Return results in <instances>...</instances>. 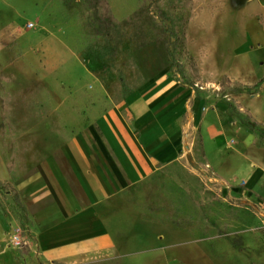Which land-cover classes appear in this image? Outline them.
<instances>
[{"label": "rangeland", "instance_id": "obj_1", "mask_svg": "<svg viewBox=\"0 0 264 264\" xmlns=\"http://www.w3.org/2000/svg\"><path fill=\"white\" fill-rule=\"evenodd\" d=\"M108 1L102 37L82 0H0V264H25L14 250L36 236L24 191L62 170L114 185L113 164L128 184L103 210L122 253L94 264H264V126L233 76L264 74V0Z\"/></svg>", "mask_w": 264, "mask_h": 264}, {"label": "crops", "instance_id": "obj_2", "mask_svg": "<svg viewBox=\"0 0 264 264\" xmlns=\"http://www.w3.org/2000/svg\"><path fill=\"white\" fill-rule=\"evenodd\" d=\"M260 13L264 20V4L261 5ZM254 32L260 40L257 46L264 51V26H256ZM249 60L248 57L245 65H250ZM262 62L264 64V59ZM245 71L234 72L233 76L246 85H252L264 77L263 74L252 79L249 78L252 73L247 69ZM238 98L241 109L248 110L251 116L264 126V85L259 93L251 97L240 94ZM249 101L256 102L248 104ZM257 101L260 103L257 104ZM114 165L108 166L109 177L114 176L115 179L114 185L106 175L105 180L94 173L90 177L83 173L74 178L62 170V176L52 180L50 184L39 183L35 188L24 191L23 198L28 213L36 224V236L34 240L27 242L30 245V253L21 257L16 249L15 257H21L25 264H94L119 257L122 253L121 243L108 225L110 214H105L103 210L104 197L114 188H122L128 184V181L118 174ZM134 173L131 180L140 177L138 173L134 176ZM80 182L86 184L77 186ZM42 196H46L48 200L52 199L53 202L39 209ZM28 199H35L34 213Z\"/></svg>", "mask_w": 264, "mask_h": 264}, {"label": "trees", "instance_id": "obj_3", "mask_svg": "<svg viewBox=\"0 0 264 264\" xmlns=\"http://www.w3.org/2000/svg\"><path fill=\"white\" fill-rule=\"evenodd\" d=\"M87 7H90L94 11V24L92 26V32L96 36H108L112 32V30L118 25L119 20L114 16L111 6L108 0H82ZM177 25L179 26L178 29L176 28ZM187 27H188V20L183 19L181 21L174 20L173 29L171 30L172 35L176 36V38L182 37V40L185 42L187 37ZM177 47L175 50H170V56L173 62H176L178 67L181 69L183 76H187L185 68L183 67L182 63H179L177 54H176ZM186 56L190 57L188 50H185ZM189 84L194 87L196 84L194 80L187 78ZM264 85V77L257 81L252 85H246L243 83L238 82L237 87L239 90H247L248 92L254 91V93H259ZM247 118L250 120V127L253 129L261 123L251 116V113L246 110L245 111ZM16 199L20 200V195L16 194ZM26 209V206H24ZM26 211V210H25ZM20 256L23 257L28 255L31 251L30 245L27 242H22L21 246L18 248Z\"/></svg>", "mask_w": 264, "mask_h": 264}, {"label": "built area", "instance_id": "obj_4", "mask_svg": "<svg viewBox=\"0 0 264 264\" xmlns=\"http://www.w3.org/2000/svg\"><path fill=\"white\" fill-rule=\"evenodd\" d=\"M16 243L20 244V242H16ZM21 244H22V243H21ZM21 244L19 245V247L21 246Z\"/></svg>", "mask_w": 264, "mask_h": 264}]
</instances>
